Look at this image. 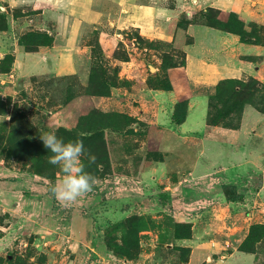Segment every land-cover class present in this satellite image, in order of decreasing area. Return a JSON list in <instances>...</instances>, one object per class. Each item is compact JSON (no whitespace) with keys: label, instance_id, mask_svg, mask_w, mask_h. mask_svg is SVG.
Segmentation results:
<instances>
[{"label":"rangeland","instance_id":"obj_1","mask_svg":"<svg viewBox=\"0 0 264 264\" xmlns=\"http://www.w3.org/2000/svg\"><path fill=\"white\" fill-rule=\"evenodd\" d=\"M102 4L118 19L112 0ZM251 7L246 18L210 6L170 12L156 37L122 20L81 26L86 51L73 56V71L26 77V88L0 99V264H211L207 253H264V229L250 230L264 224V24ZM202 28L232 42L202 45L195 41ZM44 33L21 31L18 42L35 47L47 42ZM12 61L5 55L0 69ZM216 65L239 73L207 84L204 74ZM163 95H171L166 115L180 119L194 95L205 96L208 131L156 122ZM60 128L88 138L81 160L96 179L70 206L50 191L63 173L40 138L55 130L77 140ZM249 153L257 169L229 175L223 159L235 154L242 163ZM222 184L242 199L228 201ZM177 224L190 225L188 238ZM204 242L209 247H198ZM222 264L249 263L235 255Z\"/></svg>","mask_w":264,"mask_h":264},{"label":"crops","instance_id":"obj_2","mask_svg":"<svg viewBox=\"0 0 264 264\" xmlns=\"http://www.w3.org/2000/svg\"><path fill=\"white\" fill-rule=\"evenodd\" d=\"M103 1L105 0H0V20L1 18L3 19L1 23L9 26L8 29L0 27L2 36L0 37V60L7 54L13 56V61L8 71L0 69L1 99L4 100L7 95H11V92L14 94L16 90L26 88L24 79L26 77L46 72L70 73L73 71V56L78 51H86L85 46L78 45L81 26L104 24L106 21L114 25L118 24L119 20H122L123 24L127 23L137 28L141 35L156 37L159 34H163L161 27L157 30L158 23L165 25L166 20L164 19L170 12H173V18H176L183 11L188 12L191 9H201L210 6L221 10L240 11L246 18L250 12L249 8L250 10L252 9V5L259 8L261 12L260 14L256 12L254 19L264 24V12L262 10L264 0H191L192 2L187 0H112L114 5H116V12L118 11L119 14L118 19L114 20L109 19L105 5L102 4ZM169 1H172V7H169ZM196 30H192V33H195ZM21 31L45 32L53 37V43L39 46L33 51H26L23 45L18 42ZM196 35L195 41L200 44H202L200 41L202 39L216 42L219 38L222 41H226V43L230 42L228 40H232L230 36H224L218 30L212 28H202ZM58 37L60 41H57ZM199 52L202 53L201 50ZM238 73L239 70L235 68L216 65L211 71L205 72L204 80L207 84H213L220 77L237 76ZM164 96L169 100L171 99V95L161 96V107L165 109V114L160 115L159 120L155 119L156 122H159L162 126L174 127L181 133L208 131L205 120L207 105L205 96L194 95L190 99L191 102L189 101V109L185 114V119L179 124L172 121L171 115L169 117L166 115L170 103L164 102ZM213 129L215 130L216 128ZM216 131L221 130L216 129ZM239 153L242 152L240 151ZM251 155L249 153L244 157L245 154H241V157L245 159L243 160L244 162L238 163L236 161L237 157H234L235 154H233V157L223 159V167L228 169V174L232 173V176L238 174L237 168L242 169L241 171L245 173L246 171H253V168L257 169L259 162L256 159L253 160ZM230 204H228L230 207H235L233 202ZM239 206L242 208L241 204ZM204 243H201L198 247H209L206 242ZM235 255H243L249 264H263L264 260V253L259 250L255 249L251 252H245L234 248L230 253L225 255L220 253L217 257L207 253L205 263L222 264V262ZM209 256L214 258L208 259Z\"/></svg>","mask_w":264,"mask_h":264},{"label":"clouds","instance_id":"obj_3","mask_svg":"<svg viewBox=\"0 0 264 264\" xmlns=\"http://www.w3.org/2000/svg\"><path fill=\"white\" fill-rule=\"evenodd\" d=\"M44 147L50 151L48 162L59 166L63 175L58 184L50 186L51 193L66 205H71L82 194L91 192L96 179L85 170L81 157L86 154L83 140L64 141L55 130L40 135ZM90 160L95 157L89 155Z\"/></svg>","mask_w":264,"mask_h":264},{"label":"trees","instance_id":"obj_4","mask_svg":"<svg viewBox=\"0 0 264 264\" xmlns=\"http://www.w3.org/2000/svg\"><path fill=\"white\" fill-rule=\"evenodd\" d=\"M32 33L33 34L37 33V35H40L39 32H32ZM236 33L240 36V38H242L241 37V32H236ZM42 35H43V37L44 36L47 37V42H38V44H36L35 47H32V48H28L25 45L26 46V48H25L26 51H32L33 49H36V47H38L39 45H50L51 42H52V40H53V38L50 35H48L47 33H44ZM20 42L24 43L22 40H20ZM0 99H1V97H0ZM184 117H185V112H184V115L182 116L181 119L180 118H177L173 114L172 115V121L174 123H176V124H179V123H181L184 120ZM58 132L65 134L70 139H79V140H86V139H88L87 137L76 135V134H74L72 132H69V131L63 129V128H60L58 130ZM228 188H229L228 184H222L223 193L225 194L226 199L228 201H240L242 199V196L236 192V186H234V185L230 186V188L232 189V193L233 194H230V192H228ZM177 225L178 226H183L186 229V234L184 236H180V237H182V238H188L190 236V225L189 224H177ZM258 228L264 229V224H253V225H251L250 230L252 231V230L258 229ZM240 250L241 251H245V252H251V251H253V250H245L243 248H241Z\"/></svg>","mask_w":264,"mask_h":264}]
</instances>
